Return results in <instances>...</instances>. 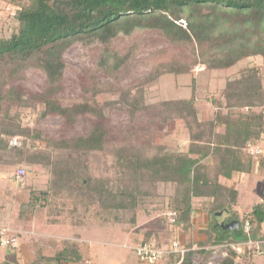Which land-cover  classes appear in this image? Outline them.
<instances>
[{
    "label": "trees",
    "instance_id": "1",
    "mask_svg": "<svg viewBox=\"0 0 264 264\" xmlns=\"http://www.w3.org/2000/svg\"><path fill=\"white\" fill-rule=\"evenodd\" d=\"M5 1L14 6L17 23L9 36H0V108L4 101L8 105L17 100L19 105L39 106L38 121L58 118L64 125L74 127L80 120H89L83 133L48 139L53 149L72 151L80 157V170L84 172L88 166L87 157L106 147L109 121L106 111L114 108L111 101H104L97 111L95 96L107 85L100 83L108 79L95 76L99 73L116 79L127 69L128 57L111 46L115 38L129 36L135 30L155 31L168 42L190 50L191 62L169 61L158 65L148 81L163 74H188L198 63L209 70H226L240 60L261 57L262 65H247L239 70L237 77L226 80L212 115L200 116L194 94L189 98L161 101L166 111L163 120L174 116L187 122L188 127L190 121L199 126L190 135L193 141L181 150L160 148L148 153L145 148L116 150L113 160L106 164L114 179L105 175L95 178L90 174H76L74 168L78 167L74 162L65 159L51 163L49 154L44 156L40 154L44 150L35 147L29 153L26 148L43 138L42 129L38 124L21 125L18 117L7 111L0 117V152H15L17 163L50 166L54 188L66 190L68 185L75 183L74 186L97 197L100 214H113L115 218L127 208L135 209L140 199L147 197V188H144L147 182H171L176 192L170 200L176 214L175 226L190 227L191 216L197 209L194 201L207 200L203 204L210 213L211 224L223 228L222 238L212 243L263 240L258 252L264 255V196L242 216L233 211L237 191L227 184L234 176L252 172L256 161L248 149L260 145L263 140L264 0ZM75 43H98L101 49L92 83L82 88L80 99L67 102L62 98L67 93L64 54ZM30 69L43 76L39 88L21 83ZM116 88V91L121 90ZM141 107L145 105L135 102L127 110L117 109L132 116ZM13 137H19L18 147L11 146ZM258 158L257 161L264 162L262 155ZM211 168L215 169L213 174ZM47 189H30L29 200L21 209L36 210L46 206ZM225 209L228 213L220 224L216 214ZM138 217V213H132L131 225ZM246 221L250 224L249 231L244 228ZM146 241L159 246L152 240L140 243ZM193 254L194 251L187 250L179 264H191ZM83 258L77 244L67 241L51 257L56 263L72 261L77 264ZM218 264L253 263L243 251L229 248Z\"/></svg>",
    "mask_w": 264,
    "mask_h": 264
},
{
    "label": "rangeland",
    "instance_id": "2",
    "mask_svg": "<svg viewBox=\"0 0 264 264\" xmlns=\"http://www.w3.org/2000/svg\"><path fill=\"white\" fill-rule=\"evenodd\" d=\"M14 10L11 3L0 0V36H9L15 28L17 22L14 19ZM111 46L120 55H126L129 60L127 69L116 79L106 78L99 73L95 76L99 79H108L100 83L107 85L102 86V93L95 96V100L98 101L97 111H100L104 101H111L114 107L111 111H106L109 121L105 149L87 157L88 166L84 172L80 170L82 163L80 157L72 151L53 149L48 139L83 133L88 128L89 120H80L74 127L64 125L58 118L49 117L38 121L39 106L19 105L17 100L7 105L4 101L0 108V117L7 111L18 117L21 125L32 127L38 124L42 129L43 138L39 139L36 145L26 148L29 153H31L29 150H34L35 147L36 150H44L40 154L44 156L49 154L51 163L65 159L74 162L78 167L74 168L76 174H90L95 178L105 175L109 179H114L111 171L109 169L107 171L106 164L109 165L113 160L116 150L145 148V153L160 148L181 150L186 149L193 141L190 135L197 131L199 126L196 127L188 120L191 124L188 127L187 122L174 116L163 120L162 116L166 111L163 110L161 101L189 98L194 94L200 116L203 118L212 115L216 107L215 101L221 96V88L226 80L237 77L239 70L247 65H262L263 62L259 56L247 58L226 70H209L198 63L193 65L188 74H163L156 80L148 81L158 65L169 61L191 62L193 56L190 50L168 42L158 32L147 30H135L129 36L120 35L112 41ZM100 49L98 43L84 45L75 43L65 52L67 93L62 98L67 102L80 99L83 95L82 88L89 87L92 83ZM262 68L264 69L263 66ZM21 83L27 87L39 88L43 83V76L37 70L30 69ZM116 87H120L121 90L116 91ZM135 102L144 104L145 108L141 107L132 116L117 109L124 107L127 110ZM221 130L222 128H219V131ZM10 143L11 146L18 147L19 137H13ZM257 146L260 147L252 145L248 149L254 154L257 166L245 183L241 184L246 187L249 181L253 198L250 197L248 202L247 199L246 202L240 201L242 206L262 200L264 194V162L257 161L258 155H264V140L261 143L262 152H255ZM15 159V152H0V264L76 263L72 261L56 263L51 259L63 248L66 241L76 243L85 257L90 250L97 249L107 252L110 257L111 255L122 256V259L124 257V264H133L138 261L135 247L141 241L152 240L159 245L162 243L169 245L179 239V231L184 233L183 247L194 251L191 264H218L234 243H212V240L217 239L211 235L212 231L206 228L207 226L204 227L210 215L207 206L203 204V201L207 200L194 201L197 209L191 216L190 227L184 229L181 225L175 226L173 223L176 214L170 200L176 192L175 185L171 182L156 180L147 182L144 185V188H147V197L140 199L135 209L127 208L115 218L113 214L112 216L100 214L98 210L101 207L97 197L89 195L79 186H74L75 183L68 185L66 190L54 188L51 184L53 176L50 166L40 163L26 165L17 163ZM20 167L24 169L22 177L17 176ZM214 170L211 168L212 174ZM32 188H48L49 201L46 206L38 207L36 210L25 208L22 210L21 205L29 200V190ZM242 206H239V209ZM135 212L139 217L134 225H131V215ZM244 214L245 212L242 216ZM12 237L15 238L13 244L10 242L5 244L2 240ZM251 245L252 243L237 246V250L243 251L247 257L256 256L254 260L250 258L253 264H264V255ZM173 256V253L170 254L164 259L163 264H174L177 259Z\"/></svg>",
    "mask_w": 264,
    "mask_h": 264
},
{
    "label": "crops",
    "instance_id": "3",
    "mask_svg": "<svg viewBox=\"0 0 264 264\" xmlns=\"http://www.w3.org/2000/svg\"><path fill=\"white\" fill-rule=\"evenodd\" d=\"M263 140H264V135H263ZM262 143V142H261ZM257 149H259L260 150V152H262V150H261V144H260V147H258L257 146ZM263 154V153H262ZM263 156V158H264V155H262ZM258 163H259V161H258ZM256 166H257V162H255V163H253V168H252V172H253V170H254V168H256ZM252 172L250 173V174H252ZM250 174H246V175H241V176H238V177H233V179L232 180H228V182H227V184H229L231 187H234L235 189H236V204H235V207H234V209H233V211L235 212V213H238L239 215H242V213H246L249 209H250V206L253 204V203H255V202H259V201H261V199L260 200H258V201H253V202H250V203H246V205H244V206H242V203L240 202V201H244V202H246V199H247V202H248V200H250L251 198L250 197H252L253 198V194H252V191L249 189V181H248V183L246 184V187H244V186H241V184H243V183H245V181L247 180V178L249 177V175ZM251 192V193H250ZM247 196V197H246ZM263 196H264V194H263ZM263 196H262V198H263ZM239 206H242V210L241 209H239ZM228 212H227V210L225 209V210H223V211H221V212H219V213H217L216 214V219L219 221L218 223H220V221H221V219L227 214ZM210 214V213H209ZM205 215L207 216V212L205 213ZM210 223H211V219H210V215H209V219H208V221H207V223H206V225L204 226V227H206V228H209V230H211L212 231V235L214 236V237H216V239H221L222 238V236H223V228L220 226V225H218V226H216V224L214 223H212V226H210ZM221 224V223H220ZM177 234V233H176ZM179 234V235H178ZM178 236H179V239H177L178 241H179V244H181L182 245V247L184 246V244L182 243L183 241H184V239H185V237L183 236L184 235V233L182 232V231H179L178 232ZM91 242V241H90ZM243 242H245L244 240H242L240 243H243ZM140 244V243H139ZM170 246H171V243L169 244V245H164L163 243L161 244V245H159L158 247H160V248H163V249H169L170 248ZM193 248V247H192ZM249 249H252L251 247H249ZM80 251H81V249H80ZM255 252V251H254ZM83 254V253H82ZM249 254H250V252H249ZM248 254V255H249ZM170 254H165L164 255V257L163 258H161L159 261H157L156 263H154V264H163V263H165V260L164 259H166L168 256H169ZM250 256V255H249ZM248 256V257H249ZM98 257V258H97ZM174 259H177L178 258V256L177 255H175L174 254ZM176 257V258H175ZM249 258H252L251 260H254L255 258H256V256H250ZM173 258H171V260H172ZM137 262H135V263H133V264H148V263H144V262H142L138 257H137ZM169 259H167V261H168ZM123 261H124V257H123V259H122V256H112L111 255V257L107 254V252H104V251H98L97 249H96V251L95 250H90L89 251V254H88V256L87 257H85L84 256V258H83V260L81 261L82 263H79V264H124L123 263ZM72 264H77V263H72Z\"/></svg>",
    "mask_w": 264,
    "mask_h": 264
},
{
    "label": "built area",
    "instance_id": "4",
    "mask_svg": "<svg viewBox=\"0 0 264 264\" xmlns=\"http://www.w3.org/2000/svg\"><path fill=\"white\" fill-rule=\"evenodd\" d=\"M255 152H260L259 149H255ZM24 174V169L22 167H20L17 171V176L18 177H22ZM174 220V219H173ZM244 228L246 231L250 230V224L246 221L244 224ZM3 242H5V244L7 243H11L13 244V242L15 241V238H10V239H4L2 238ZM263 242V240H255V241H250L248 240L247 242H243V243H233L231 244V247L235 250L238 249L239 246L243 245V244H248V243H252L254 245V247H256L255 249H257L259 251V246L260 243ZM238 246V247H237ZM187 249L185 247H182L181 244H179L178 240H174L171 242V246L169 249H163L160 247L155 246L154 243L150 242V241H146L143 243H140L139 245H137L135 247V253L137 255V257L144 263H148V264H154L157 261H159L162 257H164V255L167 254H175L178 256L177 260L175 261L174 264H179L182 261V258L184 256V254L186 253Z\"/></svg>",
    "mask_w": 264,
    "mask_h": 264
}]
</instances>
